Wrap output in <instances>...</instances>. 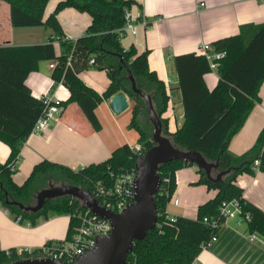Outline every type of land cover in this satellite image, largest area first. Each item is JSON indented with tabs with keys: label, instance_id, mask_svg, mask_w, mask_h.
<instances>
[{
	"label": "trees",
	"instance_id": "obj_1",
	"mask_svg": "<svg viewBox=\"0 0 264 264\" xmlns=\"http://www.w3.org/2000/svg\"><path fill=\"white\" fill-rule=\"evenodd\" d=\"M10 5L11 23L14 28L44 26L53 36L44 44L30 46L0 45V141L10 147L6 162H0V206L7 209L21 222L35 226L40 218L54 215H71L79 205L70 196L47 200L37 213L25 212L9 202L24 206L36 203V195L50 185H71L91 191L97 181L109 178V169L135 168L139 158L124 145L112 156L99 164H92L77 171L57 163L44 160L37 164L23 185H17L13 176L20 161L24 143L32 134L38 119L45 111V103L32 94L26 84L28 76L39 70L42 62L54 63L51 77L69 90V98L60 102L62 110L75 104L82 111L94 131L101 125L95 110L112 96L124 93L132 102L130 129L138 132L143 153L155 143L153 126L149 121L145 101L132 90L129 71L136 87L152 98L154 108L163 125V135L181 150L196 151L209 163H216L213 175L231 169L220 182L207 179L198 169L200 178L195 185H205L216 191L213 199L200 205L195 219L176 217L175 222L166 219L167 206L176 191V172L187 166H195L181 160L159 167L160 178H169L167 190L155 196L158 223L147 233L144 240L135 241L126 264H193L204 245L216 234L205 224L204 219H217L223 202L240 200L251 214L247 230L264 239V210L247 203L243 189L236 185L242 174H254V162L261 160L264 172V129L254 146L235 157L229 153L232 138L242 129L254 107L261 102L260 88L264 83V23L244 25L239 34L212 43L214 51L225 54L217 69L218 84L210 90L205 75L210 73L207 59L197 53H186L174 57L182 96L184 121L174 133L168 131L166 112L170 96L165 83L149 68V52L139 54L134 46L125 49L121 44L120 30L125 25L124 12L136 4L133 0H62L45 21L44 13L50 0H0ZM73 8L91 16L86 33L76 40L68 39L57 19L64 9ZM62 48L57 55L55 42ZM70 57V65L68 58ZM93 61V63H92ZM89 68L106 71L110 79L108 89L102 94L88 87L80 74ZM72 202V203H71ZM78 221L71 218L66 239L72 238ZM41 251L18 253L4 251L0 247V263L11 264L19 260L39 259Z\"/></svg>",
	"mask_w": 264,
	"mask_h": 264
},
{
	"label": "crops",
	"instance_id": "obj_2",
	"mask_svg": "<svg viewBox=\"0 0 264 264\" xmlns=\"http://www.w3.org/2000/svg\"><path fill=\"white\" fill-rule=\"evenodd\" d=\"M62 0H50L45 13L46 21ZM130 8L140 26L137 35H125L121 44L125 49L134 46L139 54L149 52V68L165 83L170 96L168 107L162 118L167 120L168 131L176 132L184 121L181 91L174 57L199 52L200 43L213 42L239 34L244 25L264 23V0H133ZM203 4V6L201 5ZM57 19L65 36L76 40L86 33L91 16L73 8L62 10ZM157 19L162 21L156 22ZM53 32L44 26L14 28L11 23L10 5L0 1V45L30 46L44 44ZM57 55L62 48L55 42ZM49 62H42L38 71L26 79L32 94L40 98L49 94L54 100L63 102L69 98V90L51 77ZM81 80L98 93L105 92L110 79L106 71L89 68L80 74ZM205 81L212 90L219 81L217 71L205 75ZM258 103L242 129L232 138L229 153L238 157L256 143L264 129V83L259 92ZM111 99V98H110ZM110 99L96 110L101 125L94 131L82 111L75 104L62 110L51 127L43 134H31L21 150L13 180L23 185L33 168L44 160L67 166L74 171L108 160L112 153L124 146L139 144V134L130 129L132 102L120 115L110 107ZM10 147L0 141V162L7 161ZM197 166H187L176 172V191L167 206L170 215L195 219L200 205L213 199L216 191L205 185H195L200 175ZM236 185L243 189L244 200L264 210V172L260 168L254 174H242ZM175 200L178 203H175ZM70 215H54L40 218L35 226L16 220L0 206V247L8 252L18 253L40 251L46 244L66 239ZM247 227H236L234 222L225 223L218 233V239L209 248L202 250L193 264H264V239L257 235L250 239Z\"/></svg>",
	"mask_w": 264,
	"mask_h": 264
},
{
	"label": "water",
	"instance_id": "obj_3",
	"mask_svg": "<svg viewBox=\"0 0 264 264\" xmlns=\"http://www.w3.org/2000/svg\"><path fill=\"white\" fill-rule=\"evenodd\" d=\"M129 79L132 90L139 95L146 104L149 121L153 126L152 138L155 145L147 150L136 160V195L132 204L128 205L122 212L114 213L99 206L90 192L71 185H50L42 189L36 195V203L32 206H24L17 202H9L18 206L25 212L37 213L47 200L70 196L81 200L86 207L103 219L110 221L112 232L108 236L97 238L96 246L86 254L82 255L75 264H126L128 255L133 250L135 241L144 240L147 233L157 226L158 209L155 196L161 185L158 174L159 167L173 161L181 160L192 163L202 169L208 180L220 182L223 177L231 172V169L221 172L216 176L213 170L217 169L219 159L216 163H209L201 153L196 151H185L176 148L169 137L163 135V125L158 116L152 98L136 87L135 80L129 71ZM110 107L112 111L120 115L129 108L128 96L119 93L111 97ZM2 264V263H0ZM11 264H62L48 258L25 259Z\"/></svg>",
	"mask_w": 264,
	"mask_h": 264
},
{
	"label": "built area",
	"instance_id": "obj_4",
	"mask_svg": "<svg viewBox=\"0 0 264 264\" xmlns=\"http://www.w3.org/2000/svg\"><path fill=\"white\" fill-rule=\"evenodd\" d=\"M201 5L203 6V4ZM124 19L125 25L119 32L121 38L128 34L137 35L140 26H147L146 22H137L130 9L125 10ZM160 21L162 20H156V22ZM199 52L207 59L212 71H217L220 66V61L225 56L222 52L214 51L212 44L208 43H200ZM68 64L70 65V57L68 58ZM54 67L55 64L51 63L50 68L54 69ZM40 98L44 100L46 108L43 115L36 122L32 134H43L48 131L51 127V123L62 111L59 105L60 102L54 100L49 94H43ZM131 150L138 157L144 154L140 144L131 147ZM260 165L261 160H255L253 165L254 170L260 168ZM108 169L109 178L104 181L100 180L94 182L89 192L91 196L98 201L99 206L111 212L120 213L135 200L137 170L136 168H132L121 169L115 172L111 168ZM161 180V185L157 193L166 191L170 183L169 178H161ZM76 200L79 202L78 208L70 215V218L76 219L79 223L76 232L69 240L64 239L62 241H54L46 244L40 250L43 255L42 258H48L53 261L61 262L62 264H75L82 255L91 251L96 246L97 238L108 236L112 232V225L109 220L95 215L81 200ZM175 203H178V201L175 200ZM166 219L172 223L175 222L176 216L170 215L166 210ZM251 219L250 212L245 210L240 200L233 199L223 202L220 206L217 219H204L205 224L216 232L211 241L203 246L204 249L209 248L217 241L219 231L228 221L234 222L235 226L240 228L244 226L247 227ZM18 221H20V218H18ZM157 226L161 225L157 222ZM256 238V234L250 235L252 241Z\"/></svg>",
	"mask_w": 264,
	"mask_h": 264
},
{
	"label": "rangeland",
	"instance_id": "obj_5",
	"mask_svg": "<svg viewBox=\"0 0 264 264\" xmlns=\"http://www.w3.org/2000/svg\"><path fill=\"white\" fill-rule=\"evenodd\" d=\"M173 199H174V197H173ZM173 199H172V200H173ZM172 200H171V201H172Z\"/></svg>",
	"mask_w": 264,
	"mask_h": 264
}]
</instances>
